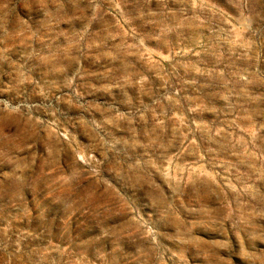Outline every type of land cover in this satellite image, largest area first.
Listing matches in <instances>:
<instances>
[{
    "label": "rangeland",
    "instance_id": "obj_1",
    "mask_svg": "<svg viewBox=\"0 0 264 264\" xmlns=\"http://www.w3.org/2000/svg\"><path fill=\"white\" fill-rule=\"evenodd\" d=\"M0 264H264V0H0Z\"/></svg>",
    "mask_w": 264,
    "mask_h": 264
}]
</instances>
